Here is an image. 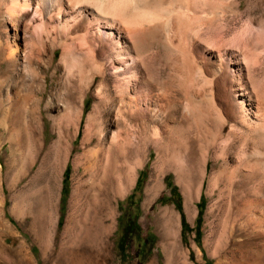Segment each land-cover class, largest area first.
Wrapping results in <instances>:
<instances>
[{
	"label": "rangeland",
	"instance_id": "obj_1",
	"mask_svg": "<svg viewBox=\"0 0 264 264\" xmlns=\"http://www.w3.org/2000/svg\"><path fill=\"white\" fill-rule=\"evenodd\" d=\"M124 3L159 17L128 24L144 47L125 48L108 78L143 92L154 73L175 121H149L141 148L133 131L112 141V84L82 90L61 48L37 53L41 16L19 27L0 17V264H264V121L260 130L236 120L240 99L253 114L264 105V0ZM15 34L31 68L8 59ZM100 97L106 112L94 128Z\"/></svg>",
	"mask_w": 264,
	"mask_h": 264
},
{
	"label": "bare ground",
	"instance_id": "obj_2",
	"mask_svg": "<svg viewBox=\"0 0 264 264\" xmlns=\"http://www.w3.org/2000/svg\"><path fill=\"white\" fill-rule=\"evenodd\" d=\"M117 2V9L114 10L115 12H112L110 9H112L111 7L113 4H117ZM156 3L158 4V2ZM137 6L135 7V12L129 13L124 0H0V17L5 18L6 21L12 20L14 24L19 27L22 23L21 20L30 16L33 11L41 16L42 19H44L40 27L41 29L32 31V38L30 37L31 39H36L40 44V49L37 53L45 49L48 44L53 45L55 48L56 46L61 48L63 68L67 71L66 76H75L76 74H73L74 70L79 69L77 81L83 90L84 88L90 89L88 87L98 80L104 82L105 85H111L112 80L108 78L109 64L118 63L119 59L124 57L125 48L130 52L134 51L139 54L144 47L145 43L140 36V29H131L134 26H130L131 28L127 26H129L128 24H131V22L140 24L143 21L145 22V20H153L154 17H159V12L148 10L145 6L142 7V5L139 6V4ZM184 10L191 12L190 4H186ZM67 17L73 18L72 24L66 21L65 18ZM117 25L120 31L118 35L113 32L116 30ZM82 30L84 32L80 33L79 31ZM110 30H112V32ZM125 35H129L132 42L131 39L130 41L127 40V36ZM116 37H118L117 40ZM17 40V35L15 34L13 40L8 42L10 44L8 59L15 67L25 69L28 67L31 68L33 60L31 56H28L29 54L25 53L26 51L22 53V51L19 50ZM125 42H128V45L125 46ZM3 46L4 45L1 46L2 50ZM39 58L40 57H38V59ZM212 58L217 64L216 66L221 68L224 55L217 52L212 54ZM4 59L6 60V58ZM85 68L87 72L82 71V69ZM150 73V71L147 73L148 76L146 77L147 79H145L147 80L148 87L143 92H140L126 76L122 75L121 78L117 77V80H113V96H115L119 102L116 114L118 117L117 124L119 130L114 132L112 139L113 143L118 139L120 141L122 136L128 138L133 131L132 134H135L136 139L135 142H133L134 140L132 142L135 143L136 148H139L146 140L144 132L149 127V121H153L165 129L169 128L170 124L174 121V117L169 113V109L166 108L167 106L163 107L162 105V103H164L162 102L164 99H162L164 91L161 93L160 89L162 87L158 85L161 87L159 88L154 84L152 81H155V79L152 78V76L154 77V73ZM102 89L99 91H103ZM109 90L108 88V91L103 92L104 97L109 96ZM113 98L114 97L110 95V101L113 102L115 100V98ZM104 100L106 99L104 98L103 101ZM103 101L100 97L98 105L95 106L94 110L89 115V122L94 128L102 124L103 110L101 107ZM168 104L169 102L167 105ZM169 105L171 106V104ZM261 106L264 108V105ZM261 106H259L257 113L253 114L248 108L246 100L240 99L238 101L236 120L243 124L250 125L252 128L261 130V125L264 121L260 114L262 111ZM98 129H96L97 132ZM127 141H130V139ZM135 153H137V151ZM187 205L186 210L189 212Z\"/></svg>",
	"mask_w": 264,
	"mask_h": 264
},
{
	"label": "trees",
	"instance_id": "obj_3",
	"mask_svg": "<svg viewBox=\"0 0 264 264\" xmlns=\"http://www.w3.org/2000/svg\"><path fill=\"white\" fill-rule=\"evenodd\" d=\"M183 225H186V221L185 220H183ZM129 231H130L129 229H126L125 230V235L123 236V241H122L123 242L122 243V249H123V251L125 249L124 246H125V241H126V235H127V233H129Z\"/></svg>",
	"mask_w": 264,
	"mask_h": 264
}]
</instances>
